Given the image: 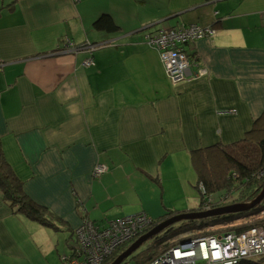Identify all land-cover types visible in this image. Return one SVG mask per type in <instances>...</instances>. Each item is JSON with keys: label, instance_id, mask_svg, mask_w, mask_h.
<instances>
[{"label": "crops", "instance_id": "obj_1", "mask_svg": "<svg viewBox=\"0 0 264 264\" xmlns=\"http://www.w3.org/2000/svg\"><path fill=\"white\" fill-rule=\"evenodd\" d=\"M103 13L119 30L94 28ZM190 23L216 32L189 42L193 74L173 83L143 34ZM263 112L264 0H0V157L61 219L13 212L0 189V264H64L58 230L69 250L85 220L197 208L195 155Z\"/></svg>", "mask_w": 264, "mask_h": 264}, {"label": "trees", "instance_id": "obj_2", "mask_svg": "<svg viewBox=\"0 0 264 264\" xmlns=\"http://www.w3.org/2000/svg\"><path fill=\"white\" fill-rule=\"evenodd\" d=\"M93 26L97 30L112 32L119 30L118 24L112 16L107 13L98 16V18L95 19ZM85 45V43H81L78 48H84ZM93 46L97 47L98 45L93 43ZM249 132L250 133L245 134L242 139L229 144L217 146L216 152L208 154L206 151L207 149H204L202 155H195L193 163L197 169V184H202L204 190L202 192L197 185L200 195V204L194 209L205 210V205L210 206L211 208L218 207L231 204V201L234 203L238 199L249 201L259 193L264 181V112L261 118L253 123ZM206 153L208 155H206ZM21 184V181L14 174L10 165L0 157V189L3 197L8 200L12 211L23 213L43 225L58 228L57 222L61 221L60 217L50 212L45 206L40 205L29 198L23 192ZM235 185L239 188L232 190V187ZM231 191L232 195H234L232 198L236 200H231L229 202L230 198L224 197L223 195H228ZM215 196L227 199L225 201L223 200V203H220L219 199H213ZM262 201L254 207L244 211L226 213L202 219H183L174 222L151 236L150 246L145 250L132 255L130 260L133 261V264H145L149 260L147 258L157 253L158 250L170 245L173 242L172 239L178 233L192 231L191 229L194 228L206 229L209 227L224 225L232 227V229H236L237 231H242L255 225H260L264 228V217H259L261 214H264V203H262ZM179 212L183 211L166 209L162 215L155 218H151L147 213L142 212L151 222L150 226L147 227L148 229L146 228L147 231L160 221ZM241 219L246 222L240 221ZM92 223L101 227L107 224V220H105L104 223ZM75 229L72 231V234L75 233ZM128 242L129 241L125 243ZM126 245L127 244H123L122 246H119L117 248L118 251L116 250L110 257L106 258L105 263L103 264H109L114 260L117 254L126 248ZM72 253L73 252H71V254ZM126 261L128 260H123L124 263Z\"/></svg>", "mask_w": 264, "mask_h": 264}, {"label": "built area", "instance_id": "obj_3", "mask_svg": "<svg viewBox=\"0 0 264 264\" xmlns=\"http://www.w3.org/2000/svg\"><path fill=\"white\" fill-rule=\"evenodd\" d=\"M215 32L209 25L190 23L145 32L143 40L158 51L167 76L177 83L188 79V68L193 63L186 46L195 38L212 36ZM93 48L89 47L90 56L83 60V65H93ZM104 169L99 165L94 174H100ZM198 187L203 192V185ZM209 208L205 206V209ZM148 223L150 219L142 212L107 220V224L101 227L84 222L75 229V240L78 238L79 243H75L73 253L66 259L67 264H97L119 244L144 231ZM88 225L91 228L85 227ZM172 241L147 258L145 264H264V228L260 225L242 231L227 225L200 233L186 231L178 233ZM120 264L129 263L122 261Z\"/></svg>", "mask_w": 264, "mask_h": 264}, {"label": "water", "instance_id": "obj_4", "mask_svg": "<svg viewBox=\"0 0 264 264\" xmlns=\"http://www.w3.org/2000/svg\"><path fill=\"white\" fill-rule=\"evenodd\" d=\"M163 21H158L156 23H152L150 25H147L143 29H146L148 27H151L153 25L159 24ZM88 46H93V43H88ZM191 68H188V75L189 77L192 76ZM197 74V73H196ZM194 74V75H196ZM188 77V78H189ZM264 198V181L263 186L261 188L260 193L249 202H235L227 205H222L218 207H212L205 210H196V209H190L187 211L179 212L163 221H160L157 223L154 227L149 229L146 233L142 234L140 237H138L134 242H132L123 252H121L113 261L111 264H120L125 258L130 256L133 251H135L145 240H147L150 236L158 233L163 228L167 227L168 225H171L174 222H178L183 219H202L206 217L211 216H218L221 214L226 213H234L239 211H244L247 209H250L260 203Z\"/></svg>", "mask_w": 264, "mask_h": 264}, {"label": "rangeland", "instance_id": "obj_5", "mask_svg": "<svg viewBox=\"0 0 264 264\" xmlns=\"http://www.w3.org/2000/svg\"><path fill=\"white\" fill-rule=\"evenodd\" d=\"M172 183L170 182L169 183V185H171ZM237 188H239L237 185H235V186H233L232 187V190H236ZM172 191V186H169V191L168 192H166L167 194H173L174 192H171ZM223 191H226V190H223ZM261 191V190H260ZM260 191H259V193H260ZM258 193V194H259ZM257 194V195H258ZM256 195V196H257ZM224 197H228V198H230V200H229V202L231 201V200H236V199H234V198H232L234 195H232V191L231 192H229V194L228 195H226V194H224L223 195ZM255 196V197H256ZM254 197V198H255ZM253 198V199H254ZM214 200H220V203H223V200L225 201L227 198H218L217 196H215L214 198H213ZM213 199H212V201H213ZM252 199V200H253ZM252 200H249V201H252ZM249 202V201H246V200H242V199H238L237 201H235V202ZM234 202V203H235ZM214 203H216V202H214ZM219 203V204H220ZM230 203H232V201L230 202ZM262 203H264V199H263V201H262ZM217 204V203H216ZM176 206H178V203L176 204H172V203H170L168 206H166L165 207V209H172V208H176ZM206 206V205H205ZM211 208V207H210ZM136 212H139L140 210H139V207H137V206H135V209H134ZM204 210V209H203ZM259 217H264V214H261V216H259ZM115 220L116 218H108L107 220ZM86 221H88V220H85V222ZM163 221V220H162ZM240 221H242V222H246V221H243L242 219L240 220ZM83 222L84 221H82L79 225H81V224H83ZM150 224H151V222L150 223H148V225H146L147 227H149L150 226ZM78 225V226H79ZM77 226V227H78ZM155 226V225H154ZM86 228H91V225H88V226H85ZM86 228H84V229H86ZM148 229V228H147ZM147 229L146 230H144V231H142L141 233H139V235H137V236H133V237H131V238H129V239H127L126 241H124V242H122L121 244H119L113 251H111L110 253H108L107 255H106V257H103L97 264H103V263H105V259L106 258H108V257H110L111 256V254H113L116 250H117V248L119 247V246H122L123 244H127L126 245V248L132 243V242H134L138 237H140L142 234H144V233H146L147 232ZM164 229V228H163ZM162 229V230H163ZM212 229V227H209V228H203V229H191L192 230V232H194V233H200L201 231H210ZM58 234H59V245H58V249L60 250V252H61V256H60V259L63 261V263H67V257L68 256H70V254H71V252L75 249V244L73 243L72 245H71V249H69L68 250V245L66 244V236H67V233L66 232H62V231H60V230H58ZM153 236V235H152ZM76 237V236H75ZM151 236L147 239V240H145L135 251H133V253L129 256V257H127V258H125V260H128V263L129 264H133V261L132 260H130L131 259V256L132 255H134V254H136V253H139V252H141V251H143V250H145L146 248H148L149 246H150V244H151ZM75 239V238H74ZM127 241H129L128 243H125V242H127ZM74 242L77 244V243H79V239L77 238L76 240H74ZM70 247V246H69ZM126 248H124L121 252H123ZM118 251V250H117ZM120 252V253H121ZM120 253H118L117 254V256L120 254ZM116 256V257H117ZM115 257V258H116ZM139 258V257H138ZM113 261V260H112ZM112 261L109 263V264H111L112 263ZM94 262H95V260H94Z\"/></svg>", "mask_w": 264, "mask_h": 264}]
</instances>
